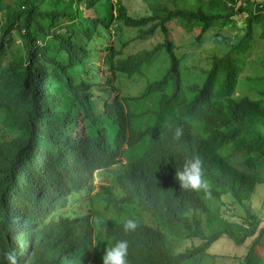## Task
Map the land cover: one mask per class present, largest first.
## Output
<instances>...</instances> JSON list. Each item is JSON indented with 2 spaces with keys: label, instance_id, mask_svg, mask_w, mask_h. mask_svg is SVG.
Listing matches in <instances>:
<instances>
[{
  "label": "trees",
  "instance_id": "16d2710c",
  "mask_svg": "<svg viewBox=\"0 0 264 264\" xmlns=\"http://www.w3.org/2000/svg\"><path fill=\"white\" fill-rule=\"evenodd\" d=\"M179 1L0 0V253L14 251L17 264H103L107 247L124 239L127 264H264V215L251 209L264 185V50L255 49L264 45V3ZM175 22L200 29L199 40L218 29L209 69L192 68L187 86ZM121 26L144 41L160 32L165 42L126 57ZM227 26L240 35H224ZM15 35L21 56L10 50ZM144 68L166 72L147 78L143 97L157 99L160 112L142 129L137 118L154 109L143 104L135 118L130 99L116 93L143 80ZM121 152L128 167L110 176L113 190L97 184L112 167H85ZM241 153L251 156L248 172L230 163ZM193 157L208 195L175 179ZM112 205L122 215L138 211L134 231L105 221Z\"/></svg>",
  "mask_w": 264,
  "mask_h": 264
},
{
  "label": "rangeland",
  "instance_id": "374dc122",
  "mask_svg": "<svg viewBox=\"0 0 264 264\" xmlns=\"http://www.w3.org/2000/svg\"><path fill=\"white\" fill-rule=\"evenodd\" d=\"M12 2H15L16 0H11ZM183 1H179V4L182 7H186L189 5H193L194 2H196V0H184ZM204 0L203 2L205 3ZM262 3H264V0H261ZM163 3H167V0H163ZM169 6L171 7V9H174V5L171 6L169 4ZM138 9V7H137ZM239 25H242L241 23H238ZM219 26V25H216ZM170 30L172 33V39L175 43V45L180 46L179 49L176 50V53L178 55L181 56H187L188 59L184 62L183 60V65H186L188 68L183 67V71H184V84L185 86H187L189 84V79H188V75L189 72L193 73L194 71L192 70V68L194 67H198L203 66V68L205 69H209L210 62H207L205 60V56L207 54H209L211 51V47L214 45V39L216 37V33L218 32L217 27H214L212 29H210L209 31H206L203 33V35L201 36V39L199 40L198 37L200 36V29H196V30H192V31H187L182 23H178L175 22L173 24L170 25ZM120 34H121V43H122V52H124L126 55L129 54H136L139 52H149L151 50H153L157 45L159 44H163L165 42L164 36L158 32L154 37L144 41L140 36L143 34L140 30H131L126 28L125 26H121L120 27ZM238 28L236 30L235 27H230L227 26L225 28H223L222 33L224 35H229L231 37H234V35H240V33H238ZM199 40V41H198ZM202 41V43H201ZM201 43V44H200ZM200 44V45H199ZM199 46V47H198ZM256 51H260V50H264V45L263 46H256L255 47ZM10 50H12V52L16 55V56H21L24 53V49L22 47V43L19 39L18 36H14V42L13 45L11 46ZM164 54V52L162 53ZM187 69V70H186ZM156 73L160 74L162 72H166V68L162 69V71H155ZM139 99H141V97L139 96ZM153 103L151 106L146 105L147 109H154L157 107V102L158 100L153 98ZM143 105V103H142ZM141 105V106H142ZM141 106L140 104L138 105V109L139 111H141ZM145 113H143L144 115ZM142 115V116H143ZM141 116V117H142ZM141 117L137 118L136 120V125L140 126V127H145L146 124H143L144 121H141ZM150 119V117H149ZM147 122L148 120L145 119ZM76 136V135H75ZM251 156H247V154H234L231 155L229 157L230 163L237 168L238 170L244 171V172H248L249 168L246 164V161L248 160V158ZM259 164H261V166H264V161H260ZM128 166H126V164H120L119 166L116 167L117 172L119 173L122 168H127ZM264 172V170H263ZM101 183H103L104 185L108 186L109 188H112L113 190V186L110 182V174H103L101 177ZM100 188V187H98ZM100 191V189H99ZM254 204L251 206V209L254 212H257L260 215H264V185H259L257 187V190L254 194ZM107 199H114V198H110L108 197ZM78 201V199H77ZM95 202H97V206L100 209H104L105 205L102 203V200H96ZM111 205V203H110ZM236 209H237V213L239 215V213L241 215H245V211L243 210V208L241 206H238L237 204L235 205ZM107 213H112L109 215H114V218L117 219L119 217V219H117L115 222L119 221V222H125L127 219H134L135 221L138 218V211L136 212H131L128 211L127 213H129V215H120V212L117 208H114V206H109L107 209H105L103 211V213L101 215H108ZM226 215L230 216L232 215L231 213H227ZM112 217H110L109 219H106L105 221L107 222H112L111 221ZM235 221V219H234ZM223 243V242H222ZM222 243L219 244V247H222ZM219 264H235L234 260H221Z\"/></svg>",
  "mask_w": 264,
  "mask_h": 264
},
{
  "label": "clouds",
  "instance_id": "9594fccd",
  "mask_svg": "<svg viewBox=\"0 0 264 264\" xmlns=\"http://www.w3.org/2000/svg\"><path fill=\"white\" fill-rule=\"evenodd\" d=\"M122 49V43H121ZM154 50V49H153ZM152 51V50H151ZM122 55H126L122 52ZM143 73H145V78L143 80L140 79H133L130 80L127 84L121 83V90L117 92L118 96L120 97H127L130 99L131 103V114L135 116L136 113H140L139 107H136L135 104L142 103L144 105L151 106L153 101L144 98V93L147 88V78L148 77H158L160 74L156 73L155 70L151 68H144ZM139 96L142 97V101H140ZM152 112V113H151ZM160 112V110H152L146 111V113L141 117V121H144L143 124L146 123V120H149V117L155 115L156 113ZM142 129L144 127L142 126ZM183 135V129L180 127L175 128L174 132L172 133L173 140H180ZM176 181L178 182L179 186L183 190L187 191H194L197 193H204L205 195L209 194V184L207 180L204 178L203 170H202V161L198 157H193L191 159H186L182 165V167L177 170L176 169ZM120 212V211H119ZM120 215L121 212H120ZM112 222H115L117 219L121 218H114V215H111ZM137 227V223L134 219H127L124 222L123 228L125 232L134 231ZM127 255H128V241L121 239L117 240L115 244L111 247H107L105 254L103 255V264H127ZM2 259H0V264H17V258L14 251H6L0 253Z\"/></svg>",
  "mask_w": 264,
  "mask_h": 264
},
{
  "label": "bare ground",
  "instance_id": "6f19581e",
  "mask_svg": "<svg viewBox=\"0 0 264 264\" xmlns=\"http://www.w3.org/2000/svg\"><path fill=\"white\" fill-rule=\"evenodd\" d=\"M127 75L128 76H131L128 74L127 72ZM139 104H135L136 107H138ZM100 110L104 111L103 108H101ZM138 115H141V113H136L135 114V118L138 117ZM145 128V127H144ZM67 135L64 134V136L62 137V146L65 147V142H66V139H67ZM127 155L125 154V152H121V159H113V158H106V157H101V160L100 162L98 163H95L93 164V166H86L85 169L86 170H94L96 171V169H109L111 168L109 171H106V172H102V173H106V174H110L111 175H115V174H118L117 170H116V166L113 164V162H118L120 164H126L127 165ZM100 163H103L104 166H102ZM95 177L97 176V173H95L94 175ZM35 178L38 179L39 178V171L38 170H35ZM74 180V179H73ZM77 180H80V177L77 176ZM101 182V178L98 180L97 184ZM94 185H96V182L94 183ZM35 186V185H33ZM99 189L101 188H98L97 189V192H99ZM50 191V189H48ZM30 193L33 194V190H32V186L30 185Z\"/></svg>",
  "mask_w": 264,
  "mask_h": 264
}]
</instances>
